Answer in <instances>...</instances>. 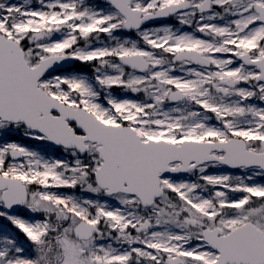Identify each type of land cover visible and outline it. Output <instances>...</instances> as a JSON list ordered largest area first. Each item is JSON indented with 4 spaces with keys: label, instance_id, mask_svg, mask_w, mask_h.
<instances>
[{
    "label": "snow or ice",
    "instance_id": "6c2138e0",
    "mask_svg": "<svg viewBox=\"0 0 264 264\" xmlns=\"http://www.w3.org/2000/svg\"><path fill=\"white\" fill-rule=\"evenodd\" d=\"M0 264H264V0H0Z\"/></svg>",
    "mask_w": 264,
    "mask_h": 264
}]
</instances>
